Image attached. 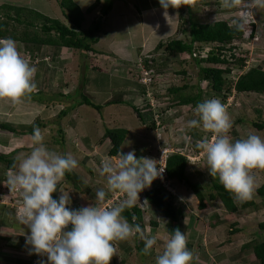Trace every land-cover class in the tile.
Instances as JSON below:
<instances>
[{
	"label": "rangeland",
	"instance_id": "rangeland-1",
	"mask_svg": "<svg viewBox=\"0 0 264 264\" xmlns=\"http://www.w3.org/2000/svg\"><path fill=\"white\" fill-rule=\"evenodd\" d=\"M59 1L0 0V4L6 2L31 7L65 21ZM75 1L85 10L96 0ZM207 1L209 5H203L199 0L190 8L178 4L177 8H169L166 16L159 0H113V9L108 16L101 15L99 7L83 23L84 28H93L92 37H99L93 45L97 52L50 45L30 44L26 48L24 44L15 42L20 56L37 69L34 77L36 88L20 103L0 100V122L19 128L44 123L46 126L40 130L46 147L61 155L70 154L78 161V166L71 171L73 179L65 174L60 182L61 192L70 194V207L81 203L85 207L101 206L102 202H98L95 196L98 190H104L110 197L116 192L108 189L106 177L100 174L105 159L118 157L107 155L111 144L108 139L102 140L110 128L128 129L122 151L125 154L135 151L138 159L146 157L158 164L160 151L164 149L169 153L177 151L187 155L193 162L188 175L208 193L211 190L212 176L207 169L206 156L203 151L196 154V145L205 137L211 139L213 134L187 126L189 120L198 119L196 107L176 106L163 111L169 104L168 88L198 84L199 68L188 56H169L163 50L157 52L156 47L160 41L173 37L189 40L191 19L194 22L218 19L233 22L243 17L245 25L251 21L256 23L255 37L238 42L249 51L246 68L264 64V0H240L235 6L231 5V0H221L223 4H218L219 0ZM106 2L101 0L100 4L105 6ZM95 19L100 20V29H95ZM251 29V26H246L247 35ZM146 57L156 60L152 72L144 66ZM184 70L185 74L182 73ZM129 81L152 82V85L144 96L140 88ZM81 91L96 104L103 105L102 110L78 105ZM210 95L213 93L207 94ZM116 97L141 108L146 123H142L126 103L104 106ZM147 101L150 109L146 108ZM224 106L231 119L229 136L233 141L250 133L264 137V131L253 126V121L264 120V94L234 91ZM64 109L69 110L68 114L59 116ZM152 121L156 123V130L149 127ZM32 147V135L15 136L0 128V153L18 157L30 153ZM17 170L18 165L12 171L0 162V264H44L47 257L34 254L26 244L30 230L21 222V190H10L7 184V177ZM252 175L255 186L251 199L256 204L236 213H229L220 200L210 204L206 210H199L198 200L188 185L168 184L169 191L180 198L179 203L185 210L183 223L187 227L183 232L187 247L194 254L192 264H257L252 251L242 249L245 243L264 240V229L260 227L264 223V199L257 194V189L264 185V169H254ZM76 184L82 192L76 189ZM144 210L142 233L125 241H115V255L110 264H155L156 256L162 254L170 236L167 226L171 220L149 203ZM152 221L158 222V226H153ZM235 228L240 232L230 234ZM154 236L157 244L149 254H141L138 244L144 243V238Z\"/></svg>",
	"mask_w": 264,
	"mask_h": 264
},
{
	"label": "clouds",
	"instance_id": "clouds-1",
	"mask_svg": "<svg viewBox=\"0 0 264 264\" xmlns=\"http://www.w3.org/2000/svg\"><path fill=\"white\" fill-rule=\"evenodd\" d=\"M178 2L159 0L166 16L167 10L177 8ZM183 3L186 5L187 0ZM239 3L240 0H231L232 6ZM36 71L20 56L14 40H0V100L20 103L36 88ZM195 113L198 119L189 120L187 126L213 134L211 139L205 137L196 145L206 156L209 174L218 176L236 200H250L255 186L252 171L264 169V137L250 133L233 141L229 136L231 119L219 99L197 104ZM32 144L30 153L17 157L18 170L7 177L10 190L19 189L22 193L21 222L30 230L26 244L34 254L47 257L44 264H110L115 241L142 233L138 224H130L123 217L124 209L132 207L156 179L163 178L164 168L153 159H138L135 151H120L114 160L102 162L100 174L106 177L110 191L126 194L124 202L111 208L94 205L73 209L68 192H59L62 194L58 199L53 194L58 193V184L78 166V161L70 154L49 150L39 127L33 129ZM95 196L103 202L106 192L98 190ZM156 244L157 237L144 238V254H149ZM193 260L185 233L176 228L166 240L162 254L156 256L155 264H192Z\"/></svg>",
	"mask_w": 264,
	"mask_h": 264
},
{
	"label": "trees",
	"instance_id": "trees-1",
	"mask_svg": "<svg viewBox=\"0 0 264 264\" xmlns=\"http://www.w3.org/2000/svg\"><path fill=\"white\" fill-rule=\"evenodd\" d=\"M112 1L107 0L104 6L100 4L101 0H96L83 10L75 0H60L65 21L49 17L31 7L11 5L3 2L0 4V40L10 38L16 43L24 44L26 48L30 44L36 46L50 45L60 49L68 48L87 53L90 51L97 52L93 45L98 42L99 37H92L93 28L86 29L83 23L87 16L91 15L99 7L102 11L101 15L108 16L113 9ZM198 1L187 0V4L185 5L183 0H179L178 4L181 7L185 5L190 8L193 4L198 3ZM201 2L203 5H209L207 0H201ZM219 3L223 4L221 0L218 1ZM243 20V17H241V20L235 19L233 22L227 19H218L213 22H194L191 19L188 34L189 40L173 37L158 43L156 47L157 52L163 50L169 56L178 55L181 58L188 56L199 68L198 84H184L183 86H171L168 88L166 95L169 96V104L166 108H163V111L176 106L191 105L196 107L197 104L209 100L207 97L219 99L225 105L234 91L237 93L264 94V64L255 65L247 69L249 51L241 47L240 44L238 45V42L242 39L248 40L255 37L256 23L251 21L248 25H245V21ZM94 23L96 24L95 29H100V20L95 19L93 25ZM240 24H243L242 28L239 27ZM246 26L252 27L249 35L246 34ZM208 47L209 50L205 51ZM154 62H156L155 58L150 59L146 57L144 60V66L149 72H152L151 70L154 66L156 67ZM182 73L185 74L186 71L184 70ZM129 82L131 85L134 84L139 87L144 96L147 95V88L152 85V82L150 84L144 82L146 85L139 81ZM193 89L196 92H191ZM211 92L213 95L207 96ZM156 97L159 98V94ZM120 103H126L131 106L138 119L142 123H146V118L141 108L131 102L124 101L120 97L110 99L104 106ZM78 105H88L98 111H101L103 108V105L96 104L83 91H81V100ZM146 108H151L149 101L146 102ZM68 111L67 109L62 110L59 116H66ZM45 126L44 123L39 122L35 125L19 128L0 122L1 129L15 136L33 135L34 127L43 128ZM253 126L260 131H264V120L253 121ZM149 127L154 130L157 129L154 121L150 122ZM128 133V129L125 128H110L105 131L102 140L108 139L110 141L111 147L107 154L109 157L118 156L119 152L122 151V145ZM193 135L196 137V134L193 133ZM201 152L202 150L196 147V154ZM0 162H4L6 168L12 171L16 170L19 163L17 157L5 153H0ZM191 164L193 162L187 155L177 151L169 153L167 158V177L171 184L188 185L198 200L197 208L199 210L208 209L210 204H213L216 200H220L229 213L244 211L256 204L254 199L244 202L236 200L232 193L225 190L219 182L218 176L212 177V186L208 193L200 183L194 182L188 175V168H190ZM66 174L69 179H73L72 172H67ZM61 189L62 186L59 183L57 186L58 193L53 194L54 198H59ZM76 189L80 191L77 184ZM144 193L148 203L164 217L171 220L167 226V232L171 235L176 228H180L183 232L187 226L183 223L185 210L183 205L179 203L180 198L156 180L150 188L144 190ZM257 194L264 199V185L257 189ZM109 197L110 195L107 194L105 198ZM22 204L20 205L22 206ZM81 207L85 206L81 203V205L76 204L71 208L79 209ZM145 212V210L134 204L132 207H126L122 215L130 224H138L142 228L141 222L143 221ZM214 216L217 217L216 214ZM151 223L153 226H158V222L156 221H152ZM260 227L264 229V223ZM70 229L71 226H69L68 230ZM238 232H240V229L235 228L230 231V234ZM142 246H144V243L138 244V249L141 254H144ZM242 249H250L257 264H264V240L245 243Z\"/></svg>",
	"mask_w": 264,
	"mask_h": 264
},
{
	"label": "built area",
	"instance_id": "built-area-1",
	"mask_svg": "<svg viewBox=\"0 0 264 264\" xmlns=\"http://www.w3.org/2000/svg\"><path fill=\"white\" fill-rule=\"evenodd\" d=\"M148 74V72H146ZM145 82V81H144ZM169 155V150L168 149H164L161 152V156L159 159V163L158 166L164 168V173H163V178L160 179H156V181H158L159 183H161L166 189H170L169 185H171V183H168V177H167V158ZM126 199V194L116 190L115 193H112V197L106 199L105 202H102L100 205L101 207L104 208H111L114 206H118L120 205L122 202H124V200ZM135 205H138L141 209H146V207H148V201L146 199V195L144 193V191L142 193H140V199H137V201L135 202Z\"/></svg>",
	"mask_w": 264,
	"mask_h": 264
}]
</instances>
